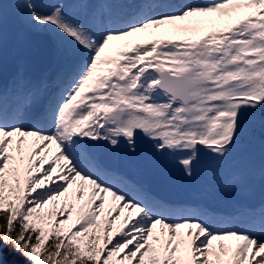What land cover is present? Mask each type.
<instances>
[{"label":"snow or ice","instance_id":"6c2138e0","mask_svg":"<svg viewBox=\"0 0 264 264\" xmlns=\"http://www.w3.org/2000/svg\"><path fill=\"white\" fill-rule=\"evenodd\" d=\"M10 10L54 34V71L4 80ZM257 123L264 152V0H0V261L6 247L27 264H264V198L174 203L100 158L145 142L192 181Z\"/></svg>","mask_w":264,"mask_h":264},{"label":"rangeland","instance_id":"374dc122","mask_svg":"<svg viewBox=\"0 0 264 264\" xmlns=\"http://www.w3.org/2000/svg\"><path fill=\"white\" fill-rule=\"evenodd\" d=\"M55 1L57 0H32L39 10L44 3L51 5V3ZM6 2L12 4L15 3L16 0H6ZM58 2H60L59 4L62 6L71 4L72 0H58ZM244 14L245 12H241L239 15L233 14L231 19L227 20V22L234 23L239 16H243ZM223 26L224 25H220L218 27ZM211 27L212 26H207L204 31L211 30ZM3 33L4 39L10 36L13 42L17 43L15 47L18 48V50L10 48L5 53V57L9 61L7 63L3 62V76L6 81L21 70L31 75L42 74L43 72L36 67L29 57L32 48L39 50L35 34H46L51 38L55 48L54 34L46 28L25 23L22 17L14 10L9 11L4 21ZM24 34L27 36V39L24 44L21 45L19 44L20 37L24 36ZM203 34L204 32L200 33V35ZM156 38H167V36L164 33H157ZM129 39L133 43H144L148 37L139 36ZM57 63H59V58L56 53V60L53 66ZM54 69L55 68L48 72H52ZM247 131L248 130H246V132ZM256 141L261 145V142L259 143L258 140ZM144 143L145 142H141L140 148L144 146ZM247 146L248 141L242 140L241 147L234 153L233 157L222 166H218L207 160L206 157H202L196 178L192 181L184 180L179 165L172 159L154 153L155 156L153 158L149 159L148 156H145V159L142 161L139 155L140 148L134 154H129L124 150L113 153L107 149H102L100 158L102 159V157H105L102 161L106 165L126 173L132 180L145 185L147 189L149 182H158L165 195L172 197L173 200L171 202L185 203L196 201L199 198H207L208 200L205 202L209 204V206L218 211L229 213L245 203H258L261 198H264V178L258 175L261 162L264 160V152H262L261 147L259 149H249ZM55 154L56 149L55 146H53L50 155ZM234 174H239L243 177L246 184L245 190L225 186V179ZM259 183L262 184L261 189H257ZM128 211L129 210L126 209L125 214H127ZM226 243L234 244L235 242L226 241Z\"/></svg>","mask_w":264,"mask_h":264},{"label":"water","instance_id":"95a60500","mask_svg":"<svg viewBox=\"0 0 264 264\" xmlns=\"http://www.w3.org/2000/svg\"><path fill=\"white\" fill-rule=\"evenodd\" d=\"M36 39L38 41V45L40 46V51L36 52L33 50L30 57L33 59L34 63L38 66V68H40L41 71H48L53 66L55 59L54 45L51 41V38L46 34H36ZM142 153H146L147 155H149V157H153L155 155L147 143L145 144L144 149L141 150V155ZM149 188L153 190V192H155L158 196H164L159 184L151 182ZM0 264L4 263L0 261Z\"/></svg>","mask_w":264,"mask_h":264},{"label":"trees","instance_id":"16d2710c","mask_svg":"<svg viewBox=\"0 0 264 264\" xmlns=\"http://www.w3.org/2000/svg\"><path fill=\"white\" fill-rule=\"evenodd\" d=\"M251 131V132H250ZM250 132V133H248ZM242 140H247L249 147L260 148L261 145L257 143L256 140L261 142V133L259 129V124H254L251 126V130H248L243 136ZM4 264H27V261L19 255V253L12 252L8 248H3V260Z\"/></svg>","mask_w":264,"mask_h":264},{"label":"bare ground","instance_id":"6f19581e","mask_svg":"<svg viewBox=\"0 0 264 264\" xmlns=\"http://www.w3.org/2000/svg\"><path fill=\"white\" fill-rule=\"evenodd\" d=\"M59 3L60 2H58V0L55 1V2H52L51 5H48L47 3H44L42 5V7L40 8V10L39 9L38 10L41 11V12H49V11L51 12V11L54 10V8L56 6H60ZM26 39H27V36L24 34V36L20 37L19 44L23 45L24 42L26 41ZM15 44H17V43H14L10 36H8L7 38L4 39V43H3V62H6V63L9 62L8 59L5 57V53L10 48H13L15 50H18V48L15 47ZM57 65H58V63L55 64V66L53 68H56ZM237 226H239V225H237Z\"/></svg>","mask_w":264,"mask_h":264}]
</instances>
